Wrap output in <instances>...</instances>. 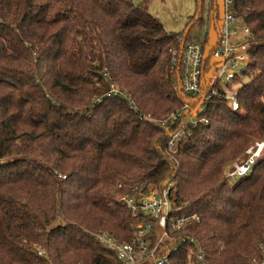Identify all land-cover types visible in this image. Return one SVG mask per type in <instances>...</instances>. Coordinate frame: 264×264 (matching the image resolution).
<instances>
[{
    "label": "trees",
    "instance_id": "16d2710c",
    "mask_svg": "<svg viewBox=\"0 0 264 264\" xmlns=\"http://www.w3.org/2000/svg\"><path fill=\"white\" fill-rule=\"evenodd\" d=\"M196 2L184 35L167 32L145 0H0V264H117L96 237L128 241L146 220L114 198L141 182H173L177 213L199 218L178 233L195 243L168 264H200L196 248L207 264L259 258L264 149L246 176H224L264 144V0L232 3L250 33L233 84L239 110L218 89L198 115L206 122L172 153L177 125L162 119L184 97L171 58L203 23Z\"/></svg>",
    "mask_w": 264,
    "mask_h": 264
},
{
    "label": "built area",
    "instance_id": "2783aa9c",
    "mask_svg": "<svg viewBox=\"0 0 264 264\" xmlns=\"http://www.w3.org/2000/svg\"><path fill=\"white\" fill-rule=\"evenodd\" d=\"M232 3L233 0L224 2L225 12L217 21V41L213 47L207 48V45L190 42L173 52L171 71L176 74V90L183 95L184 100L180 110L162 119L164 123L177 125L168 141V149L172 153L178 152L186 144L190 136L189 127L206 122L198 115L202 112L204 102L218 94V89L225 92L224 97L231 110H239L237 90L228 87H232L237 74L249 62L247 37L249 38L250 33L244 22L233 14ZM240 37L243 38L238 41ZM111 91L115 93L116 89ZM176 144L177 151L173 149ZM255 145L245 151L246 156L242 162L227 171V179L242 178L252 170L264 149L263 142ZM117 188L120 189L121 186L118 185ZM172 192L173 182L164 188L141 182L124 193L115 195L116 202L123 205L132 216L146 219L133 227L128 241L117 242L106 234L97 236L99 245L113 254L117 264H168V257L172 252L178 251L181 244L195 243L192 237H183L178 233L189 222L198 221L199 218L186 212L178 214V208L171 198ZM260 249L264 252V246ZM196 259L200 264H207L198 248ZM261 260L256 263L253 259L251 264H264V259Z\"/></svg>",
    "mask_w": 264,
    "mask_h": 264
},
{
    "label": "rangeland",
    "instance_id": "374dc122",
    "mask_svg": "<svg viewBox=\"0 0 264 264\" xmlns=\"http://www.w3.org/2000/svg\"><path fill=\"white\" fill-rule=\"evenodd\" d=\"M224 2L225 0H204L200 12L203 23L202 25L195 26L191 30L189 40L203 44L206 39L207 48H211L215 45L217 41V27L215 26L213 15L217 14V21L223 17L225 12ZM145 7L147 12L158 20L167 32L174 34L183 32L185 28L191 24V19L195 17L198 12L196 0H145ZM213 8L215 11L212 10ZM211 61H213V59ZM233 87H235V85H233L232 88ZM110 88L116 89L113 84H111ZM190 141V139H187L186 144H189ZM255 144L246 148L245 151L251 147H255ZM173 149H176V151L178 150L177 144L174 145ZM245 151L244 156H246ZM236 164L237 162H233L228 169L226 168L225 175L227 171ZM224 177L226 178V176ZM236 180L238 179H227V182L233 184ZM114 198L116 199V196H114ZM59 223L60 220L56 218L53 221L52 226H58ZM187 251L190 253L189 248H187ZM261 259H264L263 251H261L259 258L255 259L256 263Z\"/></svg>",
    "mask_w": 264,
    "mask_h": 264
},
{
    "label": "water",
    "instance_id": "95a60500",
    "mask_svg": "<svg viewBox=\"0 0 264 264\" xmlns=\"http://www.w3.org/2000/svg\"><path fill=\"white\" fill-rule=\"evenodd\" d=\"M190 26H191V24L186 28V30L184 32V35L189 31ZM182 48H183V44L181 45V48L180 49H182Z\"/></svg>",
    "mask_w": 264,
    "mask_h": 264
}]
</instances>
